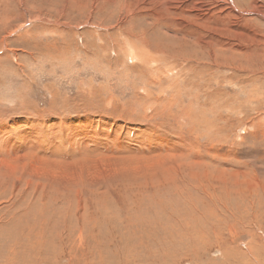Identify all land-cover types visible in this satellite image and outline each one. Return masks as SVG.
<instances>
[{
    "label": "rangeland",
    "instance_id": "374dc122",
    "mask_svg": "<svg viewBox=\"0 0 264 264\" xmlns=\"http://www.w3.org/2000/svg\"><path fill=\"white\" fill-rule=\"evenodd\" d=\"M0 264H264V0H0Z\"/></svg>",
    "mask_w": 264,
    "mask_h": 264
}]
</instances>
